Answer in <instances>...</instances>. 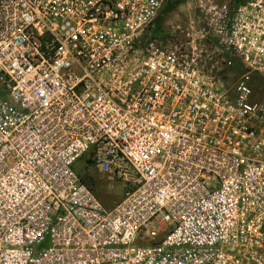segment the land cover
Segmentation results:
<instances>
[{
    "label": "built area",
    "instance_id": "obj_1",
    "mask_svg": "<svg viewBox=\"0 0 264 264\" xmlns=\"http://www.w3.org/2000/svg\"><path fill=\"white\" fill-rule=\"evenodd\" d=\"M193 7L0 0V264H264V0Z\"/></svg>",
    "mask_w": 264,
    "mask_h": 264
},
{
    "label": "rangeland",
    "instance_id": "obj_2",
    "mask_svg": "<svg viewBox=\"0 0 264 264\" xmlns=\"http://www.w3.org/2000/svg\"><path fill=\"white\" fill-rule=\"evenodd\" d=\"M196 12L193 7V0H164V9L161 10L156 20L159 29L164 28V32L172 28L173 33H177V27L187 21H197ZM84 161L78 162L77 172L88 186L93 189L95 195L106 206H111L114 195H119V189L109 185L94 170L83 168Z\"/></svg>",
    "mask_w": 264,
    "mask_h": 264
}]
</instances>
